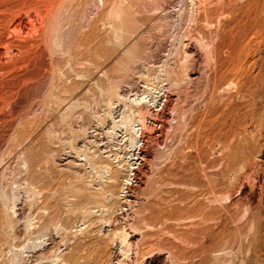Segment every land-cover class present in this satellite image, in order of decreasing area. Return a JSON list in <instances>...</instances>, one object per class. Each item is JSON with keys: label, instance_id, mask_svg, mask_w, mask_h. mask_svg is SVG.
Masks as SVG:
<instances>
[{"label": "rangeland", "instance_id": "374dc122", "mask_svg": "<svg viewBox=\"0 0 264 264\" xmlns=\"http://www.w3.org/2000/svg\"><path fill=\"white\" fill-rule=\"evenodd\" d=\"M64 256L264 264V0H0V264Z\"/></svg>", "mask_w": 264, "mask_h": 264}, {"label": "bare ground", "instance_id": "6f19581e", "mask_svg": "<svg viewBox=\"0 0 264 264\" xmlns=\"http://www.w3.org/2000/svg\"><path fill=\"white\" fill-rule=\"evenodd\" d=\"M154 88H155L154 90H156L157 87L155 86ZM147 92H148L147 87L144 86V88L142 89V91L140 93H136V92L131 93L130 96L132 98H130V99H131V101H136V100L142 101V99L144 100V98L147 97ZM151 99L153 100V97H151ZM136 103H137V101H136ZM117 122L114 123L113 126H117V127L121 126V128L122 127L125 128L123 130L124 135H122V139L125 142V150L127 151V153H129V156H130L129 158L127 157L125 159V162H126L125 168L127 170V176L123 182H127L128 179L130 178L131 173H132L133 164H134V157L132 156V154H134L133 152L136 151V149H140L139 141H142V139H141V126L138 123H137L138 125L136 126L135 125L136 123L134 122V120H132V118H129L128 116L121 117L120 120H118ZM131 151H132V153H131ZM113 178H115V177H113ZM110 181L112 182L114 180L110 179ZM126 184H128V183H126ZM64 257H61L59 259V261H61L60 263H62V264H66V262H68L66 260L67 257H65V258Z\"/></svg>", "mask_w": 264, "mask_h": 264}, {"label": "built area", "instance_id": "2783aa9c", "mask_svg": "<svg viewBox=\"0 0 264 264\" xmlns=\"http://www.w3.org/2000/svg\"><path fill=\"white\" fill-rule=\"evenodd\" d=\"M157 126H159V123H157Z\"/></svg>", "mask_w": 264, "mask_h": 264}]
</instances>
